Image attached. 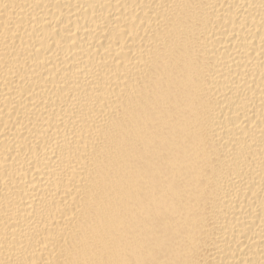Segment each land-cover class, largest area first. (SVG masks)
<instances>
[{
	"label": "bare ground",
	"instance_id": "obj_1",
	"mask_svg": "<svg viewBox=\"0 0 264 264\" xmlns=\"http://www.w3.org/2000/svg\"><path fill=\"white\" fill-rule=\"evenodd\" d=\"M0 264H264V0H0Z\"/></svg>",
	"mask_w": 264,
	"mask_h": 264
}]
</instances>
